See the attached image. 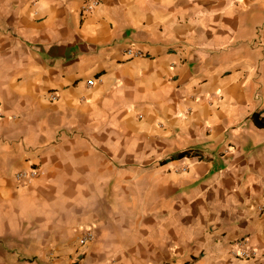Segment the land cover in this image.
Wrapping results in <instances>:
<instances>
[{"label": "crops", "instance_id": "crops-1", "mask_svg": "<svg viewBox=\"0 0 264 264\" xmlns=\"http://www.w3.org/2000/svg\"><path fill=\"white\" fill-rule=\"evenodd\" d=\"M83 1L0 0V264H264V0Z\"/></svg>", "mask_w": 264, "mask_h": 264}, {"label": "built area", "instance_id": "built-area-1", "mask_svg": "<svg viewBox=\"0 0 264 264\" xmlns=\"http://www.w3.org/2000/svg\"><path fill=\"white\" fill-rule=\"evenodd\" d=\"M99 1L98 0H84L81 6V9L85 12L93 10L97 5ZM125 53L128 56H138L141 55L142 52L139 49H135L134 47H128L125 50ZM88 85L93 84V79H88L87 81ZM51 100L56 98V93L51 92L50 93ZM36 174V170L34 168L29 169L28 171H20L16 174V177L18 180L26 179L27 177H31ZM92 232L90 229H86V231L79 237L78 242L81 245H86L91 239H92ZM230 254L234 257L240 258V259H250L255 254L256 251L248 247V238L243 237L241 239H237L233 242V247L230 250ZM171 264V263H166Z\"/></svg>", "mask_w": 264, "mask_h": 264}]
</instances>
